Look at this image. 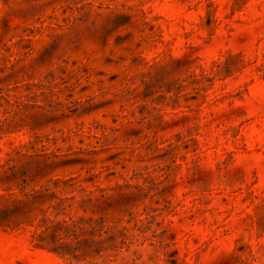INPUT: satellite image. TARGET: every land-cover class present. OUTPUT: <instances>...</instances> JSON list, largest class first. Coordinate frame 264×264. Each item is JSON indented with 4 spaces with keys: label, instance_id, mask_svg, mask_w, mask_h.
<instances>
[{
    "label": "rangeland",
    "instance_id": "rangeland-1",
    "mask_svg": "<svg viewBox=\"0 0 264 264\" xmlns=\"http://www.w3.org/2000/svg\"><path fill=\"white\" fill-rule=\"evenodd\" d=\"M0 264H264V0H0Z\"/></svg>",
    "mask_w": 264,
    "mask_h": 264
}]
</instances>
